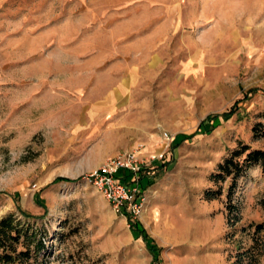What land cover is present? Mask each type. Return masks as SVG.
<instances>
[{
	"label": "rangeland",
	"instance_id": "1",
	"mask_svg": "<svg viewBox=\"0 0 264 264\" xmlns=\"http://www.w3.org/2000/svg\"><path fill=\"white\" fill-rule=\"evenodd\" d=\"M262 111L264 0H0V218L38 215L48 264H233L264 177L237 179L230 225L209 176L240 141L264 149ZM131 149L163 150L135 217L86 180Z\"/></svg>",
	"mask_w": 264,
	"mask_h": 264
},
{
	"label": "trees",
	"instance_id": "2",
	"mask_svg": "<svg viewBox=\"0 0 264 264\" xmlns=\"http://www.w3.org/2000/svg\"><path fill=\"white\" fill-rule=\"evenodd\" d=\"M233 112V109H230L223 112L222 115H229ZM260 115L264 119V111ZM259 124L264 123L256 121L252 126L253 136H257V134L264 135V129L261 133L256 131ZM253 166L258 167L264 177V149L240 141L235 148L227 152L221 161L217 163L216 171L209 176L210 180L219 183L229 178L226 192L228 202L226 206L228 208V219L232 220L230 216H233V222H230V225H234V222L239 219L237 215L238 208L231 202V196L237 187V179ZM139 187V193H142L144 191L142 179L139 180ZM221 193L222 189L219 186L216 189H206L203 196L205 199H212L217 198ZM260 204L264 208V194ZM19 212L22 219L16 217L12 212L0 218V264H48L46 258L47 253L50 252L45 248L44 229L41 225L36 226L32 222H28L29 219L35 220L39 216H33L22 207L19 208ZM247 226L254 229L251 243L242 250L236 251L233 264H256L255 253L257 251L264 252V242L259 236V232L264 228V222H250ZM243 227L245 226L242 225L241 228ZM145 239H147V236ZM146 244L153 254V262H158L159 249L149 240H147ZM258 247L262 248L258 250ZM242 260L246 262L244 263Z\"/></svg>",
	"mask_w": 264,
	"mask_h": 264
},
{
	"label": "built area",
	"instance_id": "3",
	"mask_svg": "<svg viewBox=\"0 0 264 264\" xmlns=\"http://www.w3.org/2000/svg\"><path fill=\"white\" fill-rule=\"evenodd\" d=\"M163 150L142 157L138 149L112 155L91 171L86 180L99 189L113 209L123 215L135 217L144 206L143 192L139 193L141 170L153 159L162 156ZM122 171L123 173L119 172ZM130 176L129 180L125 176Z\"/></svg>",
	"mask_w": 264,
	"mask_h": 264
}]
</instances>
